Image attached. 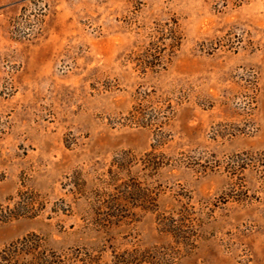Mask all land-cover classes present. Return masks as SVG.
<instances>
[{"label":"rangeland","instance_id":"rangeland-1","mask_svg":"<svg viewBox=\"0 0 264 264\" xmlns=\"http://www.w3.org/2000/svg\"><path fill=\"white\" fill-rule=\"evenodd\" d=\"M233 1L0 0V250L36 233L63 264H264V158L229 164L264 154V0ZM167 20L180 46L141 69ZM151 146L135 170L169 226L108 220L111 160Z\"/></svg>","mask_w":264,"mask_h":264},{"label":"trees","instance_id":"trees-1","mask_svg":"<svg viewBox=\"0 0 264 264\" xmlns=\"http://www.w3.org/2000/svg\"><path fill=\"white\" fill-rule=\"evenodd\" d=\"M233 2L235 5H240L242 0ZM149 38L147 46L137 55L136 64L143 70L153 71L156 67H162L164 59H169L173 51L178 49L182 38L177 23L173 20L156 23ZM144 112L143 105L139 104L130 114V120L139 123L144 118ZM163 158L164 155L156 153V148L151 146V150L141 156L122 152L111 160L99 192V195L103 197L101 210L105 218L108 220L126 218L128 216L125 214L129 212L128 207L132 206L139 207L144 212L156 213L160 225L164 226L163 228L169 226L168 218L158 212L156 191L148 183L141 181L135 170L137 166L157 169ZM262 158L264 154L235 156L229 160L232 166L230 174L237 177L242 170L252 166V163L261 162ZM9 214L11 217L17 216L14 211H9ZM164 231L170 232L168 229ZM45 245L43 237L36 233H28L0 250V264H63L62 258L54 251L45 248ZM114 258L117 264H128L129 260H132V253L118 254Z\"/></svg>","mask_w":264,"mask_h":264}]
</instances>
